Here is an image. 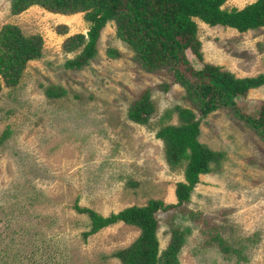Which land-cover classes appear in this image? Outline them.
<instances>
[{
  "label": "rangeland",
  "instance_id": "rangeland-1",
  "mask_svg": "<svg viewBox=\"0 0 264 264\" xmlns=\"http://www.w3.org/2000/svg\"><path fill=\"white\" fill-rule=\"evenodd\" d=\"M254 1L227 0L223 9ZM197 22L203 60L188 53L194 67L210 63L239 78L264 74V28L239 33ZM8 25L42 37L43 45L17 85L0 76V264H122L113 254L130 246L140 230L118 223L85 239L90 220L75 206L107 217L150 200L177 203L185 169L172 170L156 133L180 123L174 112L164 119L166 111L193 108L186 90L171 68H140L114 22L101 33L98 55L80 70L64 64L83 46L70 50L64 44L87 34L86 12L33 5L14 15L10 0H0V32ZM49 87L66 94L48 98ZM147 89L155 113L141 125L128 112ZM261 102L264 86L239 100L251 112ZM200 128V142L224 159L200 176L187 212L158 213L160 256L172 229H179V264H264V139L225 109L209 114Z\"/></svg>",
  "mask_w": 264,
  "mask_h": 264
},
{
  "label": "trees",
  "instance_id": "trees-1",
  "mask_svg": "<svg viewBox=\"0 0 264 264\" xmlns=\"http://www.w3.org/2000/svg\"><path fill=\"white\" fill-rule=\"evenodd\" d=\"M227 0H10L11 11L20 14L33 5L54 12H86L90 27L87 34L70 37L64 44L70 50L83 46L81 54L65 62V69L80 70L98 55V43L103 29L114 22L117 34L135 53V60L143 70L157 72L172 69L175 80L186 90L185 100L193 108L175 106L164 113V119L174 112L179 124L163 125L156 133L164 145L166 159L172 170L184 168V181L177 183L176 204L165 205L150 200L144 206H132L104 217L96 211L75 206L78 213L87 215L90 228L83 233L87 239L100 230L118 223L140 230L139 237L128 247L113 254L122 264H179L178 250L184 241L179 229H172V242L160 256L158 213L184 209L191 203L200 176L212 172L219 165L223 152H215L203 145L199 136L201 123L219 109L230 111L257 135L264 139V102L256 112L239 103L247 94L264 86V74L239 78L223 67L205 63L197 69L188 53L203 60L202 43L198 38V20L210 26H222L239 33L264 28V0H255L242 9H223ZM43 39L26 36L19 27L8 25L0 32V76L8 86L19 83L29 61L41 56ZM112 57L118 51L111 50ZM169 89L168 86L165 87ZM2 84L0 83V91ZM151 89H147L131 104L128 117L146 125L155 113ZM66 94L62 87L46 89L48 98ZM254 113V114H253ZM257 113V114H255ZM5 137V136H4ZM222 240V239H219ZM162 261V263H160Z\"/></svg>",
  "mask_w": 264,
  "mask_h": 264
}]
</instances>
